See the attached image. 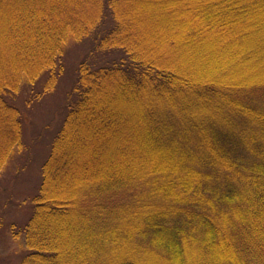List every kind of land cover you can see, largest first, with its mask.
<instances>
[{"label": "trees", "instance_id": "1", "mask_svg": "<svg viewBox=\"0 0 264 264\" xmlns=\"http://www.w3.org/2000/svg\"><path fill=\"white\" fill-rule=\"evenodd\" d=\"M130 1L0 0V171L23 148L22 93L38 100L53 92L67 47L84 39L92 44L77 64L41 165L32 211L20 228L27 249L18 264H139L135 257L149 251L164 264H191L187 248H197L193 264H264V73L190 81L135 48L137 35L124 32ZM199 6L205 27L245 42L237 69L264 70L258 67L264 0ZM98 53L105 54L97 59ZM111 92L110 101L137 103L154 152L169 151L176 164L149 165L140 152L129 161L128 179L119 170L127 147L105 166L96 159V170H82V157L67 155L73 140L76 152L82 132L95 134L87 146H98L122 127L113 109H102ZM122 102L118 107L129 108ZM126 206L139 212L128 233L121 227ZM125 242L129 259L117 255Z\"/></svg>", "mask_w": 264, "mask_h": 264}, {"label": "rangeland", "instance_id": "2", "mask_svg": "<svg viewBox=\"0 0 264 264\" xmlns=\"http://www.w3.org/2000/svg\"><path fill=\"white\" fill-rule=\"evenodd\" d=\"M201 1L131 0L123 8L126 19L129 18V22L124 26V32L137 35L139 43L135 48L141 54L160 59L164 64L174 65V69H179L180 73L192 82L212 80L221 83L223 80L226 83L251 78L257 73L263 74L264 70L248 71L241 67L237 69L241 58L236 55L238 51L245 48V42L236 44L233 42L237 40L236 35L231 32L220 34L215 28L205 27L204 19H201V13H199L203 10L199 6ZM91 45L90 39H84L78 43H71L67 47L63 76L58 81L57 87L52 90L53 92L38 100L33 97V101L28 99L29 92L27 95L22 93L23 99L19 106L23 110L25 120L23 148L17 150L11 161L0 171V264H18L26 252L25 236L20 228L32 211L31 204L41 182L40 168L50 148L54 130H57L62 123L67 91L74 74H77V64L89 53ZM104 54L98 53L97 59ZM94 58L95 54L90 60L93 61ZM254 62L256 60H251L248 65ZM263 64H259L258 67L264 68ZM44 77L40 83V89L46 81ZM253 79L250 83L255 81V78ZM113 95V92L106 94L108 100L102 109H113V114L115 113L116 117L120 116L123 120L122 127L98 146L96 144L87 146L89 139L95 141V134L89 130L82 132L76 152V144L73 140V143L70 141L73 144L72 148H65L67 155L72 156L73 159L82 157L81 164L79 163L82 170L87 166L96 170L94 164L96 159L101 158L97 165L105 166L107 162H115V155L120 154V148L127 147L129 154L119 155L124 163V166L119 165V170L128 179L129 161L138 158L140 152L144 154L145 161L149 165L161 167L163 161L176 164L174 160H171L169 151L156 149L161 150V154L154 152V146L143 132L145 120L139 115L137 103L124 99L123 102L129 108H120L118 106L122 100L110 101ZM48 124L50 127L47 129ZM3 139L0 132V144L3 143ZM76 169L79 171V167ZM98 173L94 171L93 176ZM135 209L133 206L130 208L126 206L120 211L122 212L121 227L126 233L133 230L136 223L135 217H139V212H132ZM187 250V258L192 260L188 262L195 263L193 253L197 251V248H187ZM221 253L219 252L218 255ZM155 254L149 251L142 254L143 256L135 257V261L139 264H164ZM117 255L119 258L129 259V243L125 242L123 246H120L117 249Z\"/></svg>", "mask_w": 264, "mask_h": 264}]
</instances>
